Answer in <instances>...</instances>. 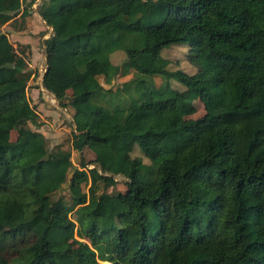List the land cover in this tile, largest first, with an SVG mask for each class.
Returning <instances> with one entry per match:
<instances>
[{
	"label": "trees",
	"instance_id": "16d2710c",
	"mask_svg": "<svg viewBox=\"0 0 264 264\" xmlns=\"http://www.w3.org/2000/svg\"><path fill=\"white\" fill-rule=\"evenodd\" d=\"M25 2L0 0V26ZM39 12L53 27L43 86L63 106L72 90L76 127L68 149L30 126L32 72L0 33V264H264V0H43ZM183 43L193 74L162 55ZM198 99L225 110L186 119ZM86 147L97 166L74 169ZM117 175L127 190L110 193Z\"/></svg>",
	"mask_w": 264,
	"mask_h": 264
},
{
	"label": "rangeland",
	"instance_id": "374dc122",
	"mask_svg": "<svg viewBox=\"0 0 264 264\" xmlns=\"http://www.w3.org/2000/svg\"><path fill=\"white\" fill-rule=\"evenodd\" d=\"M32 0H26L21 12L15 16L8 23L0 26V33H6L11 42L16 47L19 53V61L17 66L24 71L32 72V77L29 82L28 96L31 104L36 108L39 113V121L30 123V126L38 131L43 132L48 137L49 147L54 148L57 145H62L65 148L71 149L73 134L75 130L74 124V109L75 106L71 104L70 97H72V90L68 93V99L66 100L67 106L61 105L60 101L43 86V77L47 70V57H46V45L45 40L53 34V27L49 26L47 22L39 14V7L43 0H35L34 3L29 6V15L26 18L23 17L24 8L28 6ZM190 44H173L163 49L162 55L170 60V70H183L189 74H193L198 71V67L189 61ZM113 62L116 64H122L126 55L124 52H116L112 56ZM103 80V79H102ZM132 80V75L127 77L118 76L113 83H105L106 88L117 89L121 87L123 83ZM157 86H159L163 79L161 77L155 78ZM172 86L175 89L185 90L186 87L179 81L172 79ZM225 110L224 106H218L208 110L205 104L200 100L194 102L193 111L186 116V119H199L204 117L208 112L221 113ZM18 133L16 130L12 132L11 138L16 141ZM134 156L143 157L146 162L148 159L142 155L139 148L133 152ZM96 156L94 152L86 147L82 152L73 150V162L75 168H81L86 164V168L90 169L96 167L94 162ZM72 174V172H71ZM115 179L118 181L116 186L108 187L110 193L127 190L125 181L127 180L122 175H117ZM68 186L60 190L57 195H66L69 197L67 190ZM88 187H86V190ZM78 215V209L75 210L71 216L73 220H76ZM5 228L0 226V233ZM78 237V236H77ZM79 238V237H78Z\"/></svg>",
	"mask_w": 264,
	"mask_h": 264
},
{
	"label": "crops",
	"instance_id": "0c3cea01",
	"mask_svg": "<svg viewBox=\"0 0 264 264\" xmlns=\"http://www.w3.org/2000/svg\"><path fill=\"white\" fill-rule=\"evenodd\" d=\"M39 14H40V12H39ZM43 18V17H42Z\"/></svg>",
	"mask_w": 264,
	"mask_h": 264
},
{
	"label": "bare ground",
	"instance_id": "6f19581e",
	"mask_svg": "<svg viewBox=\"0 0 264 264\" xmlns=\"http://www.w3.org/2000/svg\"><path fill=\"white\" fill-rule=\"evenodd\" d=\"M48 67V66H47Z\"/></svg>",
	"mask_w": 264,
	"mask_h": 264
},
{
	"label": "water",
	"instance_id": "95a60500",
	"mask_svg": "<svg viewBox=\"0 0 264 264\" xmlns=\"http://www.w3.org/2000/svg\"><path fill=\"white\" fill-rule=\"evenodd\" d=\"M48 68V67H47Z\"/></svg>",
	"mask_w": 264,
	"mask_h": 264
}]
</instances>
